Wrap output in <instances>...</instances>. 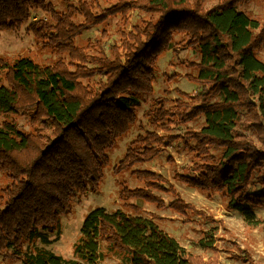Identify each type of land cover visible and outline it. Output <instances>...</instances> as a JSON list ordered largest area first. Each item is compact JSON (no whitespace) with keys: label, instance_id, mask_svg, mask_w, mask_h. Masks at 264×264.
I'll return each instance as SVG.
<instances>
[{"label":"trees","instance_id":"obj_1","mask_svg":"<svg viewBox=\"0 0 264 264\" xmlns=\"http://www.w3.org/2000/svg\"><path fill=\"white\" fill-rule=\"evenodd\" d=\"M113 1L103 8L101 0H76V5L65 0L60 8L49 0H0V36L21 30L44 10L47 17H36L29 29L38 44L66 55L56 65L30 56L0 58V171L6 176L0 183V253L22 264H97L107 253L117 264H220L217 255L189 251L155 218L139 212L150 198L143 192L155 171L147 168L143 174L146 168L136 165L158 157L165 137L158 131L173 120L171 111L184 119L203 116L202 128L186 139L198 156L191 167L197 174L182 175L183 180L223 191L230 210L264 230L255 212L264 205V60L257 55L264 26L235 0L205 10L199 0H147L143 3L160 16L132 29L109 53L101 39L78 44L85 27L125 16L138 4ZM182 26L200 53L197 96L175 107L164 98L152 99L144 115L154 129L134 138L113 166L114 173L129 172L143 187L118 180L124 207L91 210L73 257H64L47 247L53 242L49 232L62 233V217L73 210L74 198L101 186L111 150L137 124L143 98L155 90L154 58L168 45V34ZM94 46L99 54L90 52ZM88 63L93 67L82 70ZM258 170L261 175L252 179ZM131 198L143 201L139 205ZM181 204L180 198L170 202L174 210ZM198 244L215 251V232L207 231Z\"/></svg>","mask_w":264,"mask_h":264},{"label":"rangeland","instance_id":"obj_2","mask_svg":"<svg viewBox=\"0 0 264 264\" xmlns=\"http://www.w3.org/2000/svg\"><path fill=\"white\" fill-rule=\"evenodd\" d=\"M49 1L61 8L65 0ZM68 1L72 5L77 4L76 0ZM145 1L147 0H138L136 7L125 10V16H112L95 26L85 27L79 35L77 43L80 45L95 44L98 39H101V43L104 44L109 53V47L113 44L119 45L122 38L127 37L132 29L148 26L160 16L147 3H143ZM220 1L199 0V6L205 10L217 5ZM235 1L241 10L256 17L264 26V0ZM101 2L103 8L111 7L114 3L113 0H101ZM124 2L121 3L122 6ZM46 15V11L37 10L30 22H27L21 30H4L0 36V58L14 59L20 56H30L41 64L56 65L60 60L59 58L66 57L64 53L38 44L33 32L29 29L33 20L38 17L46 18ZM185 30V27L182 26L168 34L170 39L167 40L166 45H168L153 61L158 74L154 83L155 90L152 95L143 98L137 124L132 126L118 140L115 148L111 150L112 163L106 169L105 179L99 189L76 196L73 210L62 217V233L49 232V237L53 242L47 245L48 248L64 257H73V245L80 237L84 219L91 210L101 206L108 210L124 207L119 199L120 185L118 180L125 178L127 185L131 188H135L136 184L143 187V184L138 183L129 172H124L121 175L114 173L113 166L125 156L127 146L134 138L139 134L146 135L148 131L154 129L147 123V117L144 115L154 97L164 98L168 105L175 107L179 101L182 105L188 100L192 101V98L197 96L201 87L197 81V63L200 59V53L193 43H188L190 37L186 35ZM262 33L263 37L260 34L261 43L257 55L264 60V30ZM90 52L99 54L96 46L92 47ZM69 66L74 68L71 63ZM87 67L93 66H89V63L85 64L82 70ZM176 110L179 111L180 109L176 107ZM174 112H170L173 120L159 128V134H164L165 137L162 139L161 148L158 150V157L136 165L138 168H146L145 172H142L143 174L146 173L147 168L155 171L154 180L144 187L143 192L150 195V198L146 197L144 201L131 198L130 202H137L140 205L143 201L142 207H139V212L155 218L161 227L175 236L182 245L193 253L202 254L206 258L217 255L220 264H264L263 225L250 226L241 213L230 210L227 206L228 199L224 196L223 191L198 189V187L189 185L183 180L182 175L197 174V172H192L191 167L198 161L195 149L192 150L190 142H187L186 139L188 135L199 131L205 120L203 116L197 115V113H194L193 117H191L192 114H189L185 119L179 116L174 117ZM19 123L24 125L26 130L30 127H28L29 124L24 116L19 117ZM260 137L264 141V129L260 131ZM259 144L262 145L260 142ZM217 157H219V153H217ZM259 175L261 173L258 170L252 179H256ZM3 179H6V176H3L0 171V183ZM178 198L182 200L183 204L178 210H174L171 208L170 202ZM255 212L257 217L264 221V205L255 207ZM211 230L216 234L215 251L205 250L198 244V240ZM37 244L41 245L42 242L39 240ZM105 256L97 264H117L115 256L110 253ZM0 264L22 263L20 260L4 257L0 253Z\"/></svg>","mask_w":264,"mask_h":264}]
</instances>
